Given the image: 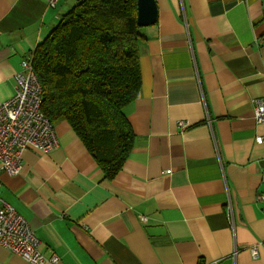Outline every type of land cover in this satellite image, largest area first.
Instances as JSON below:
<instances>
[{
	"label": "crops",
	"instance_id": "obj_1",
	"mask_svg": "<svg viewBox=\"0 0 264 264\" xmlns=\"http://www.w3.org/2000/svg\"><path fill=\"white\" fill-rule=\"evenodd\" d=\"M156 2L157 23L139 29L142 85L125 110L136 139L122 170L105 178L64 121L59 147L25 152L21 175L0 165L1 197L60 264H264V123L254 117L264 0ZM76 3L0 0L1 100ZM0 264L29 263L0 246Z\"/></svg>",
	"mask_w": 264,
	"mask_h": 264
},
{
	"label": "trees",
	"instance_id": "obj_2",
	"mask_svg": "<svg viewBox=\"0 0 264 264\" xmlns=\"http://www.w3.org/2000/svg\"><path fill=\"white\" fill-rule=\"evenodd\" d=\"M137 16V0H77L34 50L43 113L69 124L107 179L135 146L125 110L142 85Z\"/></svg>",
	"mask_w": 264,
	"mask_h": 264
},
{
	"label": "built area",
	"instance_id": "obj_3",
	"mask_svg": "<svg viewBox=\"0 0 264 264\" xmlns=\"http://www.w3.org/2000/svg\"><path fill=\"white\" fill-rule=\"evenodd\" d=\"M51 9H56L60 0H45ZM34 51L21 63V71L15 75L16 88L7 100L0 99V165L9 176L21 175L24 154L28 150L50 153L60 145L55 125L42 111L43 89L33 68ZM255 120L264 123V102L255 107ZM179 122V127L187 128ZM257 143H264V137H257ZM172 171H166L171 174ZM264 201V195L257 198ZM233 222L231 208L228 210ZM146 223L147 218L141 217ZM264 245V243H262ZM260 245V244H259ZM253 246L251 255L258 259V246ZM0 246L21 257L29 264H60L58 255L46 256L41 250V241L29 222L1 197L0 190Z\"/></svg>",
	"mask_w": 264,
	"mask_h": 264
},
{
	"label": "water",
	"instance_id": "obj_4",
	"mask_svg": "<svg viewBox=\"0 0 264 264\" xmlns=\"http://www.w3.org/2000/svg\"><path fill=\"white\" fill-rule=\"evenodd\" d=\"M139 27L155 25L158 21V6L156 0H137Z\"/></svg>",
	"mask_w": 264,
	"mask_h": 264
},
{
	"label": "rangeland",
	"instance_id": "obj_5",
	"mask_svg": "<svg viewBox=\"0 0 264 264\" xmlns=\"http://www.w3.org/2000/svg\"><path fill=\"white\" fill-rule=\"evenodd\" d=\"M74 1H77V0H74ZM70 5H72V3L68 4L67 8H69V7H70ZM72 7H73V6H72Z\"/></svg>",
	"mask_w": 264,
	"mask_h": 264
}]
</instances>
